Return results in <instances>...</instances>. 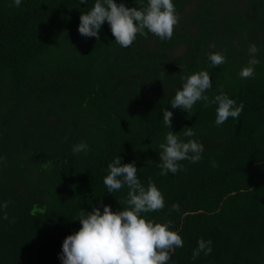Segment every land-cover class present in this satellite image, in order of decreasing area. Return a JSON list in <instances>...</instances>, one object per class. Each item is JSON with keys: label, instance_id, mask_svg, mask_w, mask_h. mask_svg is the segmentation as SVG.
Listing matches in <instances>:
<instances>
[{"label": "trees", "instance_id": "obj_1", "mask_svg": "<svg viewBox=\"0 0 264 264\" xmlns=\"http://www.w3.org/2000/svg\"><path fill=\"white\" fill-rule=\"evenodd\" d=\"M95 2L21 0L17 8L0 0V205L9 202L0 208V264H62L81 209L126 208L127 186L109 193L103 183L117 156L135 162L141 183L151 178L164 197L162 210L141 218L173 222L183 247L168 264H264V0H173L172 39L137 34L128 48L107 22L99 40L79 33ZM116 3L140 10L148 0ZM250 44L260 63L254 78L242 79ZM215 52L226 62L213 68ZM200 71L212 79L205 95L222 86L243 103L239 118L217 126L218 106L203 101L190 115L172 109L182 77ZM163 109L173 112L171 129ZM186 127L195 136L181 139L202 143V159L160 175L159 145ZM81 142L87 153L73 154ZM173 204L179 212L170 213ZM201 238L212 241V253L193 259Z\"/></svg>", "mask_w": 264, "mask_h": 264}, {"label": "clouds", "instance_id": "obj_2", "mask_svg": "<svg viewBox=\"0 0 264 264\" xmlns=\"http://www.w3.org/2000/svg\"><path fill=\"white\" fill-rule=\"evenodd\" d=\"M84 3L86 0H81V4ZM14 6L19 8L21 0H14ZM105 22L110 26L115 43L128 48L135 41L137 34L146 37L150 32L162 41L171 40L179 16L176 14L173 0H148L147 6L140 10L136 7H126L124 3L117 4L116 0H96L94 7L81 15L78 31L84 37H95L99 40L101 27ZM248 52L252 58L239 72L242 79L254 78L255 66L260 63L256 58L259 49L255 44H250ZM208 59L213 68L226 62V58L219 52L209 53ZM182 80V89L178 90L170 101L172 109H182L190 115L197 101H203L205 108L215 104L218 106L215 120L217 126L224 124L229 117L239 118L241 115L243 103L237 106L235 100L223 93L222 86L221 94L212 98L205 95L212 88L208 71L182 77ZM172 119L173 112L163 109V122L170 129ZM193 128L186 127L180 134H174L172 131L166 134L165 142L159 145L160 163L157 167L160 175L167 176L169 173L176 174L185 170L180 161L188 160L194 164L202 159V143L195 139H188L187 142L181 139V134L185 138L194 137ZM72 151L77 155L81 152L87 153L88 145L81 142L74 145ZM5 159L0 157V162ZM121 160L122 158L117 156L108 164L109 174L103 183L109 193L126 185L129 189L124 202L127 207L113 212L111 206L103 205L101 200L103 212L99 207H94L91 212L81 209L78 221L82 226L64 240L59 257L62 264H168L170 253L183 247L181 236L169 230L173 223L171 220L162 224L141 218L142 213L162 210L165 207L164 197L151 178L147 187L141 183L135 162L122 165ZM212 166L218 167V164L213 161ZM8 206L9 202H4L0 208L7 209ZM179 211V205L173 204L170 213ZM2 218L8 220L6 211ZM211 245V240L205 241L201 238L198 247L193 251V259L198 258L201 252L206 256L210 255Z\"/></svg>", "mask_w": 264, "mask_h": 264}]
</instances>
